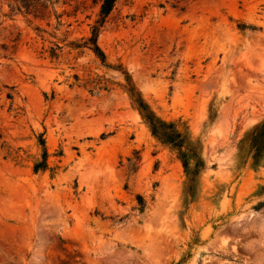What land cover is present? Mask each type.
Segmentation results:
<instances>
[{
  "label": "rangeland",
  "instance_id": "1",
  "mask_svg": "<svg viewBox=\"0 0 264 264\" xmlns=\"http://www.w3.org/2000/svg\"><path fill=\"white\" fill-rule=\"evenodd\" d=\"M53 1L0 24V264H264V155L242 143L264 120V0H116L99 28L106 61L199 138L192 196L124 74L67 46L102 0Z\"/></svg>",
  "mask_w": 264,
  "mask_h": 264
},
{
  "label": "trees",
  "instance_id": "2",
  "mask_svg": "<svg viewBox=\"0 0 264 264\" xmlns=\"http://www.w3.org/2000/svg\"><path fill=\"white\" fill-rule=\"evenodd\" d=\"M116 0H102L100 4L99 17L91 28V33L86 38L81 40H73L68 42L67 46L71 49L88 48L99 59V61L107 66L120 70L124 74L125 83L122 84L123 89L127 92L133 106L138 110L142 119L148 126L152 136L162 145L173 151L182 162V165L187 174L186 194L192 196L194 185L198 182V178L206 164L201 155V142L199 138L192 135L187 123L184 121L165 120L156 115L150 105L142 97L138 88L134 85L131 76L120 66H112L106 61V56L97 43L99 28L105 22L106 17L112 10ZM6 3L8 11H4L3 4ZM53 0H0V24L3 22V17L12 18L18 13L31 14L35 18H44L49 12V8L53 6ZM57 19L59 15H56ZM61 46L54 44L48 48V56L53 59L57 58ZM76 78V76H75ZM92 84L90 90L95 88L107 89L106 85L97 86L96 81H89ZM215 117V112H210L209 119ZM248 142L253 151V158H260L264 155V120L255 124L248 132L242 143ZM41 146L40 158L36 159L33 164V171L45 170L48 168V151L45 146V141L42 135L38 139ZM138 209L143 210L145 207L144 198L137 194Z\"/></svg>",
  "mask_w": 264,
  "mask_h": 264
}]
</instances>
